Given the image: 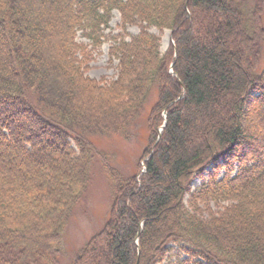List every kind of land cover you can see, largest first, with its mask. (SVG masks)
I'll return each instance as SVG.
<instances>
[{"label":"trees","instance_id":"16d2710c","mask_svg":"<svg viewBox=\"0 0 264 264\" xmlns=\"http://www.w3.org/2000/svg\"><path fill=\"white\" fill-rule=\"evenodd\" d=\"M263 42L264 0H0V264H56L94 156L111 205L71 264H264ZM153 92L124 177L90 138H129Z\"/></svg>","mask_w":264,"mask_h":264},{"label":"rangeland","instance_id":"374dc122","mask_svg":"<svg viewBox=\"0 0 264 264\" xmlns=\"http://www.w3.org/2000/svg\"><path fill=\"white\" fill-rule=\"evenodd\" d=\"M119 20V13L113 11L109 27L103 30L106 37H104L101 46L94 50L90 46L87 47L92 58L86 73L89 77L96 80L101 78L109 80L116 76L117 60L109 54L110 40L108 37L123 33L118 27ZM139 30L140 27L132 25L126 29V32L130 35H135ZM150 31L160 36V50L165 51L170 42V31L165 29L160 32L156 28H150ZM77 39L87 42L81 36H78ZM124 39H129V36L124 35ZM261 54V64H263L264 42L261 46ZM155 98L154 92L149 95L143 109L128 128L129 138H124L118 133L99 134L90 138L98 150L109 154L110 166L124 177H130L136 173L138 160L147 146L146 119ZM259 127L261 128L262 126ZM199 182L198 178H194L191 183L192 187L197 186ZM112 185V181L103 170L98 157L94 156L90 164L89 183L81 199L73 207L69 222L62 235L60 253L56 257V264H71L78 249L103 227L111 205ZM169 257L166 262L173 264L175 257Z\"/></svg>","mask_w":264,"mask_h":264},{"label":"water","instance_id":"95a60500","mask_svg":"<svg viewBox=\"0 0 264 264\" xmlns=\"http://www.w3.org/2000/svg\"><path fill=\"white\" fill-rule=\"evenodd\" d=\"M164 115H165V113H164Z\"/></svg>","mask_w":264,"mask_h":264}]
</instances>
